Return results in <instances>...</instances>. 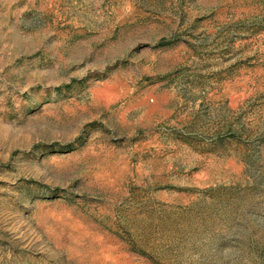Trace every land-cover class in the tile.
I'll list each match as a JSON object with an SVG mask.
<instances>
[{"label":"rangeland","instance_id":"obj_1","mask_svg":"<svg viewBox=\"0 0 264 264\" xmlns=\"http://www.w3.org/2000/svg\"><path fill=\"white\" fill-rule=\"evenodd\" d=\"M0 264H264V0H0Z\"/></svg>","mask_w":264,"mask_h":264}]
</instances>
